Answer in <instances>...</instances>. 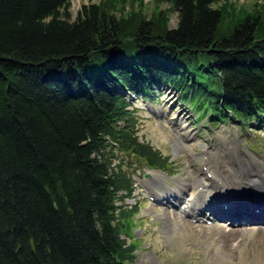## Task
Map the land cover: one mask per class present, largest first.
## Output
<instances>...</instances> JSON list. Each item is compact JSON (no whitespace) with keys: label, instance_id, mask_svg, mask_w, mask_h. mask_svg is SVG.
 <instances>
[{"label":"trees","instance_id":"trees-1","mask_svg":"<svg viewBox=\"0 0 264 264\" xmlns=\"http://www.w3.org/2000/svg\"><path fill=\"white\" fill-rule=\"evenodd\" d=\"M109 1L71 18L69 0H0V264L132 261L136 208L117 201L134 188L112 160L168 162L129 93L171 89L208 120L264 115V4L217 38V0H157L171 28L165 10L115 16Z\"/></svg>","mask_w":264,"mask_h":264},{"label":"rangeland","instance_id":"rangeland-1","mask_svg":"<svg viewBox=\"0 0 264 264\" xmlns=\"http://www.w3.org/2000/svg\"><path fill=\"white\" fill-rule=\"evenodd\" d=\"M101 1L69 0L71 18L81 4ZM128 1L110 0L107 10L118 16L129 14L133 9L146 19L150 13L165 10L167 27L175 25V13L166 3L157 0H141L142 3H138L139 0H133L131 4ZM262 4L264 0H217L212 7L223 8L224 13L215 36L227 35L233 24L245 15L260 10ZM155 89L153 102L133 93H129L128 98L134 110L138 137L157 149L161 156L167 157L166 170L147 168L129 154L115 153L112 160L130 176L134 188L130 197L117 201V204L136 208L130 230L135 247L132 261L126 264H233L227 256L214 260L209 253L208 238L214 234L211 224L194 223L190 221V216H184L182 211L193 197L194 189L183 187L182 182L195 173L204 181L201 172L204 173L205 166L200 164L204 150L213 153L212 157L205 158L213 165L212 168L218 169L217 166L223 164L233 166V157L244 162L253 174H264V165L263 169L259 165L264 163V122L234 118L210 121L206 117H198L199 113L188 108L187 102L180 100L175 91L165 87L159 91V88ZM253 122L255 125L252 126ZM234 164L238 165V162ZM155 191L167 202L163 199L156 201L153 197ZM181 194L183 199L178 201L170 197ZM218 224L224 223L221 221ZM222 255L223 252L220 253Z\"/></svg>","mask_w":264,"mask_h":264},{"label":"bare ground","instance_id":"bare-ground-1","mask_svg":"<svg viewBox=\"0 0 264 264\" xmlns=\"http://www.w3.org/2000/svg\"><path fill=\"white\" fill-rule=\"evenodd\" d=\"M232 161L233 166L223 164L221 170L209 167L205 182L196 173L183 180V187L197 189L187 212L192 218L209 212L214 234L207 243L214 260L227 256L233 264H264V174H253L244 162L233 157ZM151 179L154 182V177ZM248 224L252 226L243 228Z\"/></svg>","mask_w":264,"mask_h":264}]
</instances>
